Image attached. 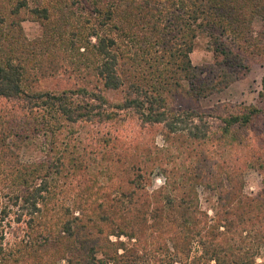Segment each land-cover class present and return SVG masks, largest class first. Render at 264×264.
Listing matches in <instances>:
<instances>
[{"label":"trees","instance_id":"obj_1","mask_svg":"<svg viewBox=\"0 0 264 264\" xmlns=\"http://www.w3.org/2000/svg\"><path fill=\"white\" fill-rule=\"evenodd\" d=\"M78 6L0 0V182L34 237L28 248L0 242V264H264V75L257 104L218 116L177 108L178 98L221 93L248 75L250 60L264 62V0ZM24 20L39 22L41 36L25 39ZM199 35L213 62L195 66ZM57 77L75 81L36 89ZM38 136L44 157L24 163L21 147ZM251 170L262 178L256 195L244 191ZM154 175L163 185L149 190ZM64 188L72 204L45 212ZM199 188L215 199L212 216Z\"/></svg>","mask_w":264,"mask_h":264},{"label":"rangeland","instance_id":"obj_2","mask_svg":"<svg viewBox=\"0 0 264 264\" xmlns=\"http://www.w3.org/2000/svg\"><path fill=\"white\" fill-rule=\"evenodd\" d=\"M15 1L16 0H13V4L15 3ZM41 1H43L44 4H48V2H51V0ZM53 1L55 0H52V2ZM81 1L83 0H63L67 8H72L74 11L77 10V8L79 7L78 5ZM34 2L40 3V0H27V3L30 7L34 6ZM78 14L80 13L78 12L77 15ZM76 17L75 20L79 21L80 25L85 26L87 29L92 26V22L88 21V23L86 21L87 19L84 16L79 19L78 17ZM20 26L23 36L29 41L40 37L42 34V26L37 21L24 20L21 22ZM253 26L254 29L257 30L260 26V21L256 19ZM190 57L192 64L195 66H202L213 62V52L208 39L204 35H199L195 40L194 50ZM249 64L250 71L244 79L236 81L221 93L214 94L205 99H201L199 102H194L189 98L180 97L177 100V108H198L218 116L223 115V113H227L229 110H231L232 107L238 105L257 104L259 100V92L261 91V79L264 75V62L257 58L250 60ZM74 81V79L67 80L66 78L63 79L61 77H57L53 79L42 80L35 84V86L36 89L59 90L65 87H70ZM105 95L113 101L121 98L120 92L105 91ZM129 120L130 119H128V121ZM212 120L213 126H216L218 120ZM130 121H132V123L136 122L135 119H132ZM128 127L129 123L127 124V128ZM160 129V126L155 128V141L158 146H162L163 144ZM124 130L127 129L124 128ZM45 149L44 138L42 136L33 137L27 142V144L21 147L20 158L24 163L39 161L44 157ZM2 184L3 183L0 182V242L2 243V247L5 250H11L18 246L28 248L27 246H29L34 237L32 233L28 232L25 222L27 216L19 217L18 212H20V210H18V208L14 206L12 201H10L9 199V197H11L12 190L10 188H5ZM162 185V177L154 175L152 177L149 190H154L161 187ZM261 188V175L256 171H248L245 174V193L247 195H256L261 190ZM66 190V188H64L63 190H59L55 197L48 201V204L44 207L45 212L48 211L51 213H62L64 207L70 206L72 204L71 201L75 193L73 194L72 191L70 192V189H68L67 191ZM198 193L201 208L210 216H212V206L215 205V199L204 189L199 188ZM3 212H5V215L3 214ZM75 215H77L76 212ZM109 239L112 242H115L117 240L123 242L126 241L124 237L117 239L114 236H110ZM263 257L264 248L261 250V257L257 258L256 260L257 263H261L263 261ZM8 264H14V262L10 261V263ZM60 264H65V262L62 261Z\"/></svg>","mask_w":264,"mask_h":264}]
</instances>
